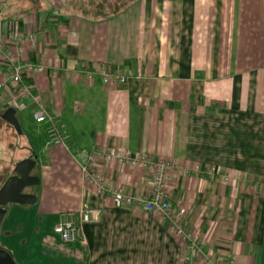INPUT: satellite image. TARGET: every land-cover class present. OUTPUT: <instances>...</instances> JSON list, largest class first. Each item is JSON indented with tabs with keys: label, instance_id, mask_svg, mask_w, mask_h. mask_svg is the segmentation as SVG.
<instances>
[{
	"label": "crops",
	"instance_id": "0c3cea01",
	"mask_svg": "<svg viewBox=\"0 0 264 264\" xmlns=\"http://www.w3.org/2000/svg\"><path fill=\"white\" fill-rule=\"evenodd\" d=\"M30 2L0 14V109L15 110L32 148L15 163L33 157L39 183L26 189L33 204L7 205L0 248L16 264H183L164 220L85 181L81 164L95 154L101 179L148 193L149 170L101 157L125 150L175 163L170 200L205 253L264 264V0H134L106 18L71 0ZM6 52L43 66L24 78L34 99L4 80ZM101 66L126 84L87 77ZM39 106L67 131L65 145L48 143ZM84 204L101 205L100 220L83 225L82 243L62 241L54 225Z\"/></svg>",
	"mask_w": 264,
	"mask_h": 264
},
{
	"label": "built area",
	"instance_id": "2783aa9c",
	"mask_svg": "<svg viewBox=\"0 0 264 264\" xmlns=\"http://www.w3.org/2000/svg\"><path fill=\"white\" fill-rule=\"evenodd\" d=\"M32 39V36H29ZM6 71L4 80L10 82L17 89V98L25 97L34 99V92L24 78L27 73L42 72L43 66L31 63L14 62L12 56L6 52ZM99 75L104 85L119 90L126 84V76L120 73L108 71L99 67L96 71H88L87 77L94 79ZM1 86V84H0ZM36 123L49 122L47 128V141L53 145H65L69 135L67 131L59 127L57 120L50 117L42 107H37L32 113ZM104 160H115L118 163H127L133 167L149 170L150 190L140 194L129 191L123 187H114L101 179L96 172L98 156L86 154L81 164L85 181L93 188L97 196L103 197L116 206H137L147 213L162 216L175 236L185 242L186 252L183 255V264H232L213 259L205 253L200 241L191 235L190 230L182 223L181 217L174 209L169 195V174L175 167V163L168 159H153L146 154L134 156L129 151L115 150L101 154ZM101 205L84 204L78 211H69L54 225L53 230L64 242H83V225L96 223L100 220Z\"/></svg>",
	"mask_w": 264,
	"mask_h": 264
},
{
	"label": "water",
	"instance_id": "95a60500",
	"mask_svg": "<svg viewBox=\"0 0 264 264\" xmlns=\"http://www.w3.org/2000/svg\"><path fill=\"white\" fill-rule=\"evenodd\" d=\"M15 110L10 107L2 114L1 118L19 130ZM36 160L28 157L18 161L15 164L13 175L6 178L0 187V224L6 213L9 203L33 204L36 196L25 191L26 188L39 183V178L32 175L31 172L35 167ZM0 264H16L11 255L4 249L0 248Z\"/></svg>",
	"mask_w": 264,
	"mask_h": 264
},
{
	"label": "rangeland",
	"instance_id": "374dc122",
	"mask_svg": "<svg viewBox=\"0 0 264 264\" xmlns=\"http://www.w3.org/2000/svg\"><path fill=\"white\" fill-rule=\"evenodd\" d=\"M97 1L98 0H71V2L69 3L70 4L73 3L78 8L81 7V8L90 9L89 7H91L92 4L96 3ZM30 4H31L30 0H0V14L1 13L6 14V12L14 9L20 10L21 8L29 6ZM3 125L0 128V179H2L3 177L9 174H12L16 164L15 161L17 159L29 155L32 151L30 144H25L23 142V139L20 137V135L18 134V132L15 130L14 127L5 128V126ZM153 215L165 221V219L162 216H159L157 214H153ZM169 229L174 235V237L179 241V243L182 244L183 255H184L186 252L185 242L181 241L179 237L175 236L174 232L170 227ZM190 232L191 235L195 237V234H193L191 230Z\"/></svg>",
	"mask_w": 264,
	"mask_h": 264
},
{
	"label": "trees",
	"instance_id": "16d2710c",
	"mask_svg": "<svg viewBox=\"0 0 264 264\" xmlns=\"http://www.w3.org/2000/svg\"><path fill=\"white\" fill-rule=\"evenodd\" d=\"M134 0H98L96 3L92 4L91 7L81 8L83 13L90 14L92 18H106L107 16L114 15L124 10L131 2ZM4 109H0V128L3 120L1 114Z\"/></svg>",
	"mask_w": 264,
	"mask_h": 264
}]
</instances>
